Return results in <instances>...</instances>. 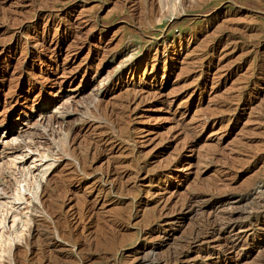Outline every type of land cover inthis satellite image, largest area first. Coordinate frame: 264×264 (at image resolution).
<instances>
[{
    "label": "rangeland",
    "instance_id": "obj_1",
    "mask_svg": "<svg viewBox=\"0 0 264 264\" xmlns=\"http://www.w3.org/2000/svg\"><path fill=\"white\" fill-rule=\"evenodd\" d=\"M6 144L0 264H264V0H0Z\"/></svg>",
    "mask_w": 264,
    "mask_h": 264
},
{
    "label": "bare ground",
    "instance_id": "obj_2",
    "mask_svg": "<svg viewBox=\"0 0 264 264\" xmlns=\"http://www.w3.org/2000/svg\"><path fill=\"white\" fill-rule=\"evenodd\" d=\"M207 14V13H206ZM249 76V75H248ZM94 92V91H93ZM90 93V92H89ZM97 95V94H96ZM96 95H94L93 93H90V94H88L87 96H86V100L87 99H89V103L88 104H91V105H93V102L95 101V96ZM77 96H79V95H77ZM72 99V100H71ZM74 99V100H73ZM77 99V97L76 98H73V96L71 97V98H69L68 100H66V101H64V102H62L63 104H62V106L64 107L65 105H68L66 108L68 109V111H69V107L70 106H78V101L76 100ZM88 101V100H87ZM96 102H98V101H96ZM90 106V105H89ZM94 106H95V104H94ZM85 107V106H84ZM57 109V108H56ZM262 109V108H261ZM89 110H90V108H89ZM67 111V110H66ZM74 112H75V110H73ZM64 112V111H63ZM112 112V111H111ZM62 114V113H61ZM69 114L70 113H66L65 112V117L66 116H69ZM54 115V114H53ZM64 115V114H63ZM59 117V116H58ZM58 117H56V116H51L50 115V117L48 116V117H46L47 119H45L42 115H39V117L37 118L38 120V122L40 123V124H42V123H44L45 121H47V122H54V123H57V124H59L61 127L64 125L63 124V120H59V118ZM118 118V117H117ZM123 118V117H122ZM64 123H65V121H64ZM68 123V122H67ZM66 123V124H67ZM29 124V123H28ZM45 124V123H44ZM107 124V123H106ZM34 125V124H33ZM25 127H27V125L25 126ZM32 127V126H31ZM34 127V126H33ZM59 127V126H58ZM69 127V126H68ZM68 127H66L67 128V132L65 131V133H66V135H64V139H67L68 138V134L70 133V128H68ZM29 132V131H28ZM31 133V132H30ZM53 133V132H52ZM22 134V133H21ZM19 135V136H22V135ZM25 135V134H24ZM23 135V136H24ZM57 136V135H56ZM25 137V136H24ZM56 138V137H55ZM52 139V138H51ZM63 138H62V142L60 143V145L58 146V147H61V148H58V149H61V151L60 152H62L63 150H65V149H63L64 148V146H65V140H64ZM85 140V139H84ZM86 141V140H85ZM15 143V142H14ZM11 144V143H10ZM50 144V143H49ZM89 145V144H88ZM5 146L7 147V144L6 145H4V146H2L1 147V150H0V170L2 169V166H3V164H4V162H3V160H2V156H3V154L5 153V151H6V149L7 148H5ZM10 146V145H9ZM83 147V146H82ZM86 147V146H85ZM88 147V146H87ZM94 147V146H93ZM48 148H49V146H48ZM54 148V147H53ZM50 149V148H49ZM84 149V148H83ZM84 152V151H83ZM67 153V152H66ZM5 156V155H4ZM129 156V155H128ZM16 158H14V160H15ZM13 160V161H14ZM7 165V164H6ZM4 168V167H3ZM88 168V167H87ZM126 168V167H125ZM86 175V174H85ZM131 178V177H130ZM261 185V184H260ZM2 186V185H1ZM1 186H0V196H1V194L3 195L5 192V190H3L2 188H1ZM264 190V189H263ZM56 191V190H55ZM205 191H206V189H205ZM256 192V191H255ZM258 192V191H257ZM137 193V192H136ZM61 194V193H60ZM135 194V193H134ZM223 194V193H222ZM7 195V194H6ZM33 195V194H32ZM261 195V194H260ZM52 196V195H51ZM80 196V195H79ZM255 196H257V195H255ZM65 197V196H64ZM81 197V196H80ZM195 198H196V196L195 197H193V198H190L189 200H188V208H190V209H192V211L195 209V208H193V203L192 202H194L195 201ZM255 198V197H254ZM258 198V197H257ZM261 198H263V197H261ZM17 199V198H16ZM250 199V198H249ZM206 201V200H205ZM83 203V202H82ZM28 204H29V202H28ZM261 204V203H260ZM33 205V204H32ZM186 205V206H187ZM28 206V205H27ZM198 206V205H197ZM260 206V205H259ZM261 206H263V205H261ZM183 207V206H182ZM264 207V206H263ZM263 207H262V209H263ZM30 208V207H29ZM200 208V207H199ZM54 209V208H53ZM234 209H236V208H228V210L226 209V210H224V212H221V213H218V214H216V215H214L212 218L213 219H208V220H206L203 224H202V227L199 229V230H194V232L195 233H192V234H194L195 235V237L193 238V241H200V240H202L203 238H206V237H204L205 235H204V232L206 233V231H210V232H212L214 235H220V234H225L226 233V235H228V237H232L233 236V238H237V240H238V235L235 233L236 232V230L238 229V227H239V225H240V221H238V220H236L235 218H234V215H233V213H234ZM254 209V208H253ZM34 210V209H33ZM252 210V209H251ZM261 210V209H260ZM30 211V210H29ZM256 211V210H255ZM259 211V210H258ZM263 211V210H262ZM179 212V211H178ZM253 212V211H252ZM30 213V212H29ZM256 213V212H255ZM240 214V213H239ZM243 214H244V212H243ZM126 215V214H125ZM251 215V214H250ZM263 215V214H262ZM32 216H34L33 215V213H32ZM16 217V216H15ZM245 217V216H244ZM249 217V216H248ZM247 217V218H248ZM15 219V218H14ZM14 219H12V222H11V227L13 226V224H14ZM154 219V218H153ZM149 220V219H148ZM149 224V223H148ZM30 226H31V224H30ZM37 230V229H36ZM39 231V230H38ZM82 232V231H81ZM30 233V232H29ZM29 233L27 234L28 235V238H29ZM42 233V232H41ZM108 234V233H107ZM44 235H47V234H44ZM204 235V236H203ZM26 236V235H25ZM27 237V236H26ZM240 237V236H239ZM22 238V237H21ZM28 238L26 239V240H28ZM70 238V237H69ZM108 238V237H107ZM232 238V239H233ZM232 239L230 238V239H227L225 242L227 243V245H226V250L227 251H229L230 253H232V252H234V250H236V248H237V246L239 245V242L237 241V240H235L234 241V239H233V241H232ZM246 240V239H245ZM107 241V240H106ZM117 241V240H116ZM224 241V240H223ZM27 242V241H26ZM44 242V241H43ZM98 243H99V240H98ZM107 243H108V241H107ZM121 243V242H120ZM124 243V242H123ZM241 243H243V242H241ZM241 243H240V245H241ZM122 244V243H121ZM10 245V244H9ZM25 246H27V243L25 244ZM52 246V245H51ZM110 246H112V244L110 245ZM187 246V245H186ZM46 247H50L49 246V244H47V246H45V248ZM114 247V246H113ZM241 247V246H240ZM115 248V247H114ZM61 250V249H60ZM114 250V249H113ZM51 251V250H50ZM237 252V251H236ZM185 253V252H184ZM147 254V253H146ZM43 258V257H42ZM53 259V258H52ZM51 259V260H52ZM136 259V258H135ZM183 261V258H182V253H180V254H178V252H177V254L175 255V257L174 256H170V257H168V258H166V259H164V260H162L161 262H162V264H177V263H180V262H182ZM49 262V261H48ZM155 262V261H154ZM50 263V262H49ZM152 263V262H151ZM41 264V263H40ZM52 264V263H51ZM128 264V263H127ZM158 264V263H157Z\"/></svg>",
    "mask_w": 264,
    "mask_h": 264
}]
</instances>
